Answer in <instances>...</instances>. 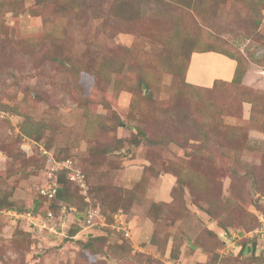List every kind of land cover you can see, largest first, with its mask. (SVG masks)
Listing matches in <instances>:
<instances>
[{"label": "rangeland", "instance_id": "1", "mask_svg": "<svg viewBox=\"0 0 264 264\" xmlns=\"http://www.w3.org/2000/svg\"><path fill=\"white\" fill-rule=\"evenodd\" d=\"M257 88L264 0H0V264H264Z\"/></svg>", "mask_w": 264, "mask_h": 264}, {"label": "trees", "instance_id": "2", "mask_svg": "<svg viewBox=\"0 0 264 264\" xmlns=\"http://www.w3.org/2000/svg\"><path fill=\"white\" fill-rule=\"evenodd\" d=\"M211 51H213V49H211ZM195 52H202V51H193L192 53H195ZM219 53H222V54H224V55L236 60L235 61L236 65H235V69H234V74H233V77H232L231 81L235 82V83H240L241 79H242V76L246 74L245 67L242 65L241 58L240 57L234 58L232 55L226 53L224 50H223V52L220 51ZM190 58H191V55H189V57H188L186 67H185V70L183 72V78H184V81H185L186 84L191 85V86H197V85H193V84H191V83H189V82H187L185 80L186 72H187V69H188V66H189V63H190ZM102 72H103V70L101 69V67L99 65L96 68V70H95V74H93V76L97 79V83H98V75L104 74ZM218 81L226 82V80H223V79H218ZM200 87H202V86H200ZM257 89H259L260 91H264V89H261V88H257ZM255 104L258 107H255V108H253L251 110V116H250L251 119L254 116V114L255 115L257 114L256 112L264 114V103L263 104L255 103ZM235 121L236 122L231 123V124H229L227 126L226 125L224 126V128L226 129L225 130V135L221 136V140H219L220 154L222 155V157H224V156L230 157V152L232 154V157L230 159H228V160H231V159H233L235 157L236 150H237V147L240 144V141L244 140V138L247 135L246 134V129H245L246 125H244V124H247V123H246V120L242 119V115L238 114L235 117ZM132 128H133L134 131H136V135L134 137H132V138L135 139L136 142H138L139 139H143V140H146L148 142H153L154 139H152V137H150V136H147L144 130H142V129L136 127V126H134ZM131 139H130V141H131ZM61 176L63 177V173L62 172H60V178H61ZM59 181H60V179H59ZM61 191H62V186L58 187V189L56 190V193L52 197V199L56 198V197L63 198V196H61L59 194ZM37 208L38 207H37L36 204L32 207L33 213H34V211L37 212ZM44 212H45V210H43L42 212H39V213H44ZM39 213L37 215H39ZM73 213H74L75 216H77V218L81 217L79 212H73ZM42 215L43 214H41V216ZM228 223H229V221H228ZM227 225H229V224H227ZM227 225H226V227L223 228V234H224V236L229 237V230H228V226ZM74 232L75 231H73L72 233H74ZM246 250H249V248L246 247Z\"/></svg>", "mask_w": 264, "mask_h": 264}, {"label": "built area", "instance_id": "3", "mask_svg": "<svg viewBox=\"0 0 264 264\" xmlns=\"http://www.w3.org/2000/svg\"><path fill=\"white\" fill-rule=\"evenodd\" d=\"M60 164L62 165L61 166L62 169L68 170L67 175H68L70 180H72L75 183H77L78 185H80V187H84V182H85L84 181V175L79 169H77L75 167H72L70 165V161L69 160H66V161L63 160L62 162H56V165H60ZM55 169L56 168H54V170ZM53 176H54V181L52 182V185H47L46 188L41 189V193L44 196L48 197V198L53 197L55 195V193H56V188H57L56 172L53 174ZM96 213L97 212L95 211V207H94V209H89L85 222H87L89 225L92 224L93 223V221H92L93 215L96 216ZM13 214L17 217V214L15 212ZM47 214L50 216L52 213L51 212H47ZM46 219L48 220V218H46ZM43 226H46V222L43 223ZM49 229L53 230L54 229V224L49 226Z\"/></svg>", "mask_w": 264, "mask_h": 264}, {"label": "crops", "instance_id": "4", "mask_svg": "<svg viewBox=\"0 0 264 264\" xmlns=\"http://www.w3.org/2000/svg\"><path fill=\"white\" fill-rule=\"evenodd\" d=\"M196 55H197V53H193V54H192V60H190L189 67H188L187 72H186V79H187V81H188V79H191V76H190V74H189V71H190L191 64H192L193 60L196 59V58H195ZM196 60H197V59H196ZM229 71H230V72L225 71V73L227 74V76H226L225 78L232 77L233 70H229Z\"/></svg>", "mask_w": 264, "mask_h": 264}, {"label": "clouds", "instance_id": "5", "mask_svg": "<svg viewBox=\"0 0 264 264\" xmlns=\"http://www.w3.org/2000/svg\"><path fill=\"white\" fill-rule=\"evenodd\" d=\"M65 170V172H66V174L68 173V170H66V169H64ZM56 172H58V170L56 171ZM57 174V173H56ZM67 178L69 179V177H68V175H67ZM70 180V179H69ZM72 181V180H71ZM73 183H75L74 181H72ZM58 189V186H57V188H56V190ZM46 197V196H45ZM48 198V197H47ZM52 198V197H51Z\"/></svg>", "mask_w": 264, "mask_h": 264}]
</instances>
